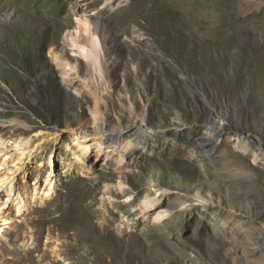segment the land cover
Returning a JSON list of instances; mask_svg holds the SVG:
<instances>
[{
    "label": "rangeland",
    "instance_id": "rangeland-1",
    "mask_svg": "<svg viewBox=\"0 0 264 264\" xmlns=\"http://www.w3.org/2000/svg\"><path fill=\"white\" fill-rule=\"evenodd\" d=\"M96 99L113 133L144 120L169 138L82 170ZM29 139L0 264H264V0H0V144ZM154 190L160 222L141 210Z\"/></svg>",
    "mask_w": 264,
    "mask_h": 264
},
{
    "label": "bare ground",
    "instance_id": "bare-ground-1",
    "mask_svg": "<svg viewBox=\"0 0 264 264\" xmlns=\"http://www.w3.org/2000/svg\"><path fill=\"white\" fill-rule=\"evenodd\" d=\"M96 45V42H91V50H93ZM71 46L72 48H78L82 55L86 58H89L91 62L94 63V61H97L92 58L90 49L87 51L84 47L79 45V42H72ZM51 54L57 63L63 68L70 67L63 54H57L55 49L51 51ZM94 109V117L95 119L99 118V123L101 124L95 133V137L90 140L83 128L77 133L81 145V152L76 153V156L78 157L77 160L81 163V169L86 170L87 172H92L93 164H95V162L98 161L97 158H101L103 154L110 157L114 155V158H117L121 164H124L127 160L133 159L136 154L140 152L141 147L139 144H145L147 140H155L156 142H159L169 138V133L167 134L164 131L153 130L149 127V125L146 124L144 120L137 121L135 125L130 127L128 126L127 128H122L120 130L117 129L113 133L111 130V124L109 125L111 122L109 121L108 108L105 106L104 113L102 114L101 109L99 108V101L96 99ZM210 133L214 135V138L218 139V141L222 138V135H226V133L217 134L215 132V128H211ZM127 137L133 138V140H129V146H124L122 142ZM201 141L204 144H201L200 147L205 148L213 143L214 139L211 138L209 141L205 139L198 140V142ZM215 141L218 142L217 140ZM42 145L43 143L38 142V140L34 141L30 139L22 140L21 142L16 141L13 145H9L5 142L0 144V167L5 168L6 165L12 164L15 166V168H17L16 170L10 169L6 173L0 174V215H2L0 220H2L4 224L8 222V217L5 215L6 213L4 211L6 207L9 206V202L16 203L19 215H21L28 206L25 199H23L21 192L18 190L16 182L17 175L26 173L27 166L33 161L34 158L37 157ZM248 148L249 147H247V149ZM252 151L254 153L255 161H259L260 157L258 153H256L257 150ZM96 153L98 155L95 158ZM42 166H48L49 168L45 193L46 198L52 199L56 195L57 188L56 181H54L55 166L52 156L47 161L43 162L41 167ZM152 195L154 198L145 201L141 210L145 215L150 214L152 220L160 222L166 216L164 214L165 212L162 210L164 207L163 203L166 194L158 192V190H154ZM66 226L68 227L67 223ZM2 231L3 230L1 229L0 236ZM63 234L66 236L69 235L66 227L63 230Z\"/></svg>",
    "mask_w": 264,
    "mask_h": 264
}]
</instances>
